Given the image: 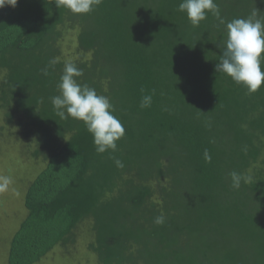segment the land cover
I'll return each instance as SVG.
<instances>
[{
    "label": "trees",
    "instance_id": "obj_1",
    "mask_svg": "<svg viewBox=\"0 0 264 264\" xmlns=\"http://www.w3.org/2000/svg\"><path fill=\"white\" fill-rule=\"evenodd\" d=\"M181 2L0 9V143L40 164L7 264H34L78 238L95 264H264V85L249 93L215 71L226 23L264 21V0H215L220 19L209 12L196 27ZM66 62L110 99L126 130L116 151L97 153L82 121L56 115ZM233 171L251 180L233 189Z\"/></svg>",
    "mask_w": 264,
    "mask_h": 264
},
{
    "label": "clouds",
    "instance_id": "obj_2",
    "mask_svg": "<svg viewBox=\"0 0 264 264\" xmlns=\"http://www.w3.org/2000/svg\"><path fill=\"white\" fill-rule=\"evenodd\" d=\"M19 0H0V9L5 6L15 8ZM102 3V0H55L57 7H64L73 14H88ZM178 11L187 15L190 23L196 27L207 18L210 12L220 19V10L215 0H182ZM256 13H253L255 16ZM221 23H225L221 19ZM227 38L224 41L219 62L215 65L216 72L229 76L235 83L245 86L249 93L258 91L264 85V21L249 18H234L226 23ZM57 61L53 59L50 64ZM47 75V71L44 72ZM83 70L75 63L66 62L60 82L57 85L59 95L51 98V103L60 119L71 117L82 121L93 137L97 153L117 150V141L125 136V127L114 115V107L107 96L100 95L94 88L81 84L77 78L83 76ZM143 91V90H142ZM152 95H143L140 107H150ZM207 161L211 157L204 152ZM116 166L123 168L119 159ZM233 189H239L241 182H249L251 177L238 172L230 173ZM12 180L8 176H0V193L7 192ZM163 215L156 217L155 223L162 225Z\"/></svg>",
    "mask_w": 264,
    "mask_h": 264
},
{
    "label": "rangeland",
    "instance_id": "obj_3",
    "mask_svg": "<svg viewBox=\"0 0 264 264\" xmlns=\"http://www.w3.org/2000/svg\"><path fill=\"white\" fill-rule=\"evenodd\" d=\"M74 34L72 31L65 34L70 48L75 44ZM8 130L4 128L5 133ZM13 143L12 139L4 145L0 143V176H8L12 180L8 191L0 193V264H7L10 241L28 213L25 206L28 184L40 171V164L29 157L24 159ZM85 243L86 239L78 238L73 244L56 246L34 264H95V259L99 260L98 256L91 252Z\"/></svg>",
    "mask_w": 264,
    "mask_h": 264
}]
</instances>
